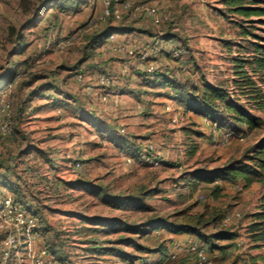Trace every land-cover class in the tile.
<instances>
[{"label":"rangeland","instance_id":"rangeland-1","mask_svg":"<svg viewBox=\"0 0 264 264\" xmlns=\"http://www.w3.org/2000/svg\"><path fill=\"white\" fill-rule=\"evenodd\" d=\"M135 1L155 3L171 13V27L167 23L158 27L140 24L135 27L147 29L152 34L170 30L177 44L186 46L185 60L188 65L180 73V79L189 76L192 81L223 84L233 102L244 105L247 112L260 119L259 125L250 128L228 121V125L241 128L244 139L233 137L225 144H215L211 140L212 133H205L213 132L212 129L206 130L205 125L184 115V109L176 99L162 94L163 88L146 87L147 99L142 104L144 115L138 114V120L134 115L119 120L124 130L128 128L146 136L141 138L151 142L154 154L162 159L158 165L142 166L134 164L135 160L126 163L127 156L122 159L120 154L109 149L97 136L93 126L87 122L81 123V119H74L70 121L73 122L71 125L66 126L64 130L71 134L70 137L73 136L68 138L57 131V126L62 123L39 120L24 112L18 115L15 107L20 93L15 85L5 87L6 72L16 67L12 63L23 61L32 54L37 58L31 72L55 70L62 65L71 66L81 56L87 38L105 30L108 25L101 23L87 26L100 8L97 0H82L83 3L76 5L65 3L66 9L63 11L56 7L61 4L60 0H0V99H8L13 112V133L9 138L0 140V193L15 195L36 215L43 244L63 264H129L117 254H108L105 249L115 238L137 239V235L124 229H113L107 234L95 233L91 230L94 226L93 216L140 223L156 215L168 216L189 205H193L189 211L191 214L204 210L208 214H222L227 222L220 226L234 233L233 239L222 242L227 244L226 248L215 253L209 252L210 264H264L260 258L264 254V247H252L247 232L251 214L259 207L264 184L256 182L243 189L241 183L234 188L229 181L223 183L224 180H217L214 184L220 190L215 197L212 183L200 181L191 184L189 181L191 171L197 167L213 169L228 160L245 158L246 149L264 133V70L253 72L251 66L246 64L244 67L256 82V92H251L249 87H241L233 70L237 64L235 58L248 54L238 46H247V40L239 36L232 21L239 19L223 15L225 6L219 0ZM46 12L52 15L51 21H44ZM53 15H57L58 24L53 25ZM81 26L85 28L78 42L70 46H57V42ZM255 26L259 28L254 29L255 32L263 34L260 28H264V25L256 23ZM123 54L125 57L120 61H126L127 57L137 59L136 56ZM158 58H161L166 68L172 69L178 64V60L170 54L166 55L164 50L159 52ZM114 60L118 61V58ZM83 72L84 81L94 87L97 75L91 70ZM258 94L261 97H257ZM38 100H34L35 105L46 102ZM113 100L117 102L118 98L113 96ZM152 100L157 103H152ZM164 103H169V113L163 111ZM43 104L42 107L48 105ZM57 110L54 116L62 112L61 108ZM172 116L175 121H171ZM139 127H147L148 130H139ZM44 128H51V131L45 132ZM35 129L37 131L33 132ZM217 129L214 132L231 130L228 126L221 131ZM56 131L61 135L56 137ZM198 131L203 133L205 138L202 140L205 141L200 142L197 138L194 132ZM49 134L54 137H49ZM72 141L77 143L79 153L68 154L67 148L71 147ZM195 145V151L191 152ZM76 163L81 164V169L74 168ZM103 188L109 193L134 199L123 202L115 200L117 203L112 204L104 198ZM143 205L150 209H142ZM114 222H117L114 228L125 227L118 221ZM206 230H213V226ZM149 238L146 240L148 246L165 242L164 233L161 232L157 242ZM151 242L154 244L151 245ZM129 244L131 241L127 239L116 246L133 254L134 264H192L188 256L190 251L185 247L176 248L172 260L159 261L151 259L153 254L138 252ZM217 252H220L219 256H215Z\"/></svg>","mask_w":264,"mask_h":264},{"label":"trees","instance_id":"trees-1","mask_svg":"<svg viewBox=\"0 0 264 264\" xmlns=\"http://www.w3.org/2000/svg\"><path fill=\"white\" fill-rule=\"evenodd\" d=\"M60 1L61 4L56 6L60 11L66 9L64 6L65 3H72V5L83 3L82 0ZM219 1L225 6L224 11L222 12L223 15L238 17L239 20H232L233 24L237 27L239 36L243 40H247V46L238 44V46L243 48V51L248 54L245 57L235 58L237 64L233 67V70L238 76L237 82L241 87H249L251 88V92H256V82L250 77L248 71L244 67L246 64L251 66L253 72L264 70V28H260L262 29L261 31L263 34L257 33L254 30L259 29L255 26L256 23L264 25V0ZM51 17L52 15L49 12H46L44 14V21H51ZM52 21L53 25L58 24L57 15H53ZM170 22L171 20L164 23H167L168 26L171 27L172 24ZM104 24L108 25L105 30L100 31L98 34H91L87 38L81 56L71 66H68L70 70L77 69L79 65L87 59L92 53L95 43L107 31L127 32L138 30L139 32L153 35L157 39L173 35L170 30L165 33L152 34L147 29H138L135 26H131V23L127 22L125 18L118 22H112L108 19ZM151 25L158 27L153 24ZM180 45L184 46L183 44ZM184 47L186 49V46ZM35 57L37 58V56L31 54L23 61L12 63V65H15L16 67L14 70L6 72L7 82L5 87L15 85L17 91L20 92L25 87L33 85L35 81L42 79L43 76L41 71L31 72ZM145 75L147 76L146 81L149 88H163L164 90L162 94L176 99L183 107L184 111H192L204 116L212 123V125L215 124L218 129H223V127L228 126L234 132L241 131V128H235L230 124L228 125V121L232 123L234 122L236 125L245 124L250 128H255L259 125L260 119L247 112L244 105L238 102H233L228 90L221 83H209L204 80H202V82L192 81L189 76L182 80L180 79L181 75L174 76L162 72H145ZM24 76H27L26 79L22 78ZM49 85H52L51 81L41 80L36 86H34V88H32L31 92L41 90V88H46ZM5 87L3 89H5ZM257 97H261L260 94H258ZM24 103L25 101L22 99L17 101L15 109L18 115L23 113ZM194 133H197V138L203 136L202 132L198 131ZM118 142L123 148L127 147L131 150V154L129 155H133L136 162L146 164L137 157V154L143 148V144L138 145L135 142L128 140L127 136H122ZM196 147L197 145L193 147L191 152H194ZM245 153V158L228 160L217 168L207 169L206 167H197L191 171V178L189 181L191 184L199 183L200 181L204 183H212V193L215 197H217L220 190V188L214 184L217 180L229 181L233 184L241 183L243 189L250 187L256 182L264 184V133L258 140L254 141L248 149H246ZM93 193L97 194V192ZM102 193L104 198L108 199L112 204L117 203L115 200L123 202L124 200L132 201V199H134L130 196H119L109 193L106 188H103ZM259 201L260 204L257 211L251 214V221L247 224V232L253 243L252 247H264V191L262 192ZM192 207L193 205H189L168 216L156 215L140 223H126L114 217L102 218L100 216H93L94 226L91 230L95 233L103 232L107 234L113 229V231L124 229L128 233L137 235L136 237L138 238L155 230H165L169 233L189 232L194 234L195 237L205 245L208 253H215L216 251L226 248L227 244H222V242L233 239L234 233L220 226L223 223V215L213 212L208 214V211L206 210L191 214L189 211ZM142 209L149 210L150 207L143 205ZM114 221H118L119 224H123L125 227L122 228V226H120L114 228L113 225L117 223ZM211 225L213 226V230L207 231L206 229ZM127 239L131 241V244L129 245H132L138 252H145L146 254L160 253L162 257L166 256V250L162 243L150 247L140 243L134 237L115 238L110 241V244H108V247L105 250L108 254H117L127 263L134 264V255L130 252H125L120 246H116L118 242ZM260 258L264 260V254H262ZM162 260H164V258H162L161 261Z\"/></svg>","mask_w":264,"mask_h":264},{"label":"crops","instance_id":"crops-1","mask_svg":"<svg viewBox=\"0 0 264 264\" xmlns=\"http://www.w3.org/2000/svg\"><path fill=\"white\" fill-rule=\"evenodd\" d=\"M97 2L100 6V0H97ZM125 20L127 22H130L131 26L140 24L152 27L150 18L145 15L140 16L134 20L129 18H125ZM110 32H114L117 34V40L122 39L124 35L129 38L154 37L153 35L139 32L138 30L127 32L107 31L100 39H98L93 47L92 53L87 57L85 61H83L79 65L77 69L70 70L68 66L62 65L60 67H57L55 70L43 71L42 79L35 81L33 85L25 87L24 91L21 90L19 92L20 95L18 94V101L21 99L25 101L23 112L27 115L31 114L30 116H32L33 118H38L39 120L43 121L54 120L58 123H62L57 126L59 128L57 131H61L64 134V137H73H70L71 134H68V132L64 130L67 129V125H71L73 123L70 121H73L74 119H81V123L87 122V124L93 126L97 136L102 141H104L103 143L108 146L109 149L116 151V154H120L123 159L124 156H128L129 154H131V150H129L127 147L123 148L122 145L118 142L122 136H127L128 140L135 142L138 145L143 144L144 146L146 142H148L146 141V139L144 140L141 138L146 136H141L140 132H133L128 128L124 130L123 124L119 122V120H123V117L126 116L130 118L131 115H134V118L138 120V114H141L142 116L144 115L142 104L144 103V99H147L145 95V89L146 87H148L146 81L147 76L145 75V72L143 70L142 62L131 57H127L126 61H120L122 57H125L124 54L120 52H113L111 49H109V47H107V44H105L104 41L106 36ZM158 41L161 46L160 51L164 50L166 55L169 54V49L177 44L174 35L168 36L166 38H158ZM114 58H118V61H115ZM158 61L160 64H163L161 62V58H158ZM84 70H91L94 75H98V73L102 72L113 75V83H111L109 86L102 87L99 86L97 82H95L93 90L90 93H86L75 80V74L79 71ZM60 71L64 74L60 75ZM114 75L116 77H114ZM41 80L51 81L52 85H49L48 87L43 89L41 88V90L31 92L32 88H34V86H36ZM200 82H202V80ZM104 94L107 95L106 100L103 99ZM113 96H116L118 98L117 102L113 100ZM148 99L153 98L149 97ZM34 100H43L46 102H39L40 104L35 105ZM152 101V103H157L156 100ZM43 103H48V105L46 107H42L44 105ZM168 104L169 103H164L163 105V111H165L166 113H169L165 110V106ZM59 108L62 109V112L60 113V115L54 116L55 114L53 113H57V111H59L57 109ZM156 109L157 107H155V111ZM183 113L184 115L191 116L196 121H199L201 125H205V127L207 128L206 130H210L213 128L212 123L208 121L204 116L196 114L192 111H183ZM63 121H65L66 123H64ZM121 129H123V131H121ZM138 129H143L142 131L148 130L147 127H139ZM32 131L36 132L37 130L35 129ZM44 131L50 132L51 128H44ZM218 131L221 130L218 129ZM205 133L208 135L211 134V132ZM55 135L57 137L61 134L60 132H57V134ZM48 136L54 137V135L51 136L50 134ZM207 137L208 136H206V138ZM204 138L205 137L203 135L198 139H200V142H203L205 141L202 140ZM72 143L73 144L71 145V147L67 148L69 149L68 154L79 153L80 150L79 147L76 146L77 143H74L73 141ZM133 163L146 166V164H142L136 161H133ZM223 183L228 182L223 181ZM231 186L236 188L239 186V184H232ZM160 232L164 233L163 240H165V242H162V244L165 247L166 256L162 257L160 253H156L153 254L151 258L153 260L160 259L159 261H161L162 258H164L165 261L169 259L172 260V258H175V250L178 243H187L188 241L197 239L194 234L189 232L169 233L165 230H155L151 233L145 234L137 240L140 243L148 246V244H146V240H148V238L150 237V240H154L155 242H157V239L160 236ZM153 244L154 243L151 242V245ZM188 256L191 259L192 263L194 259L193 253H188ZM183 261H185V259Z\"/></svg>","mask_w":264,"mask_h":264},{"label":"built area","instance_id":"built-area-1","mask_svg":"<svg viewBox=\"0 0 264 264\" xmlns=\"http://www.w3.org/2000/svg\"><path fill=\"white\" fill-rule=\"evenodd\" d=\"M148 16L151 24L159 26L171 18V13L166 9L159 8L155 3L135 0H100L99 10L90 18L87 26H95L110 19L118 22L123 18L134 19L140 16ZM85 28V27H84ZM84 28L81 26L71 35L62 38L57 42V46H70L78 42ZM107 47L113 52H120L136 56L143 63V70L146 73L162 72L168 75L179 76L182 71L187 69L185 60L186 49L182 45H175L169 49L170 56L178 60L175 68H166L158 61L161 49L157 38H135L124 35L117 40V34L110 32L104 41ZM97 84L99 86H109L113 83L112 77L107 73H98ZM75 80L86 93L93 90V85L84 81V72L79 71L75 74ZM107 95H103L106 100ZM165 110L170 111V106L166 105ZM171 121H175L172 116ZM217 126L214 124L211 132V140L215 144H225L228 139L236 137L244 139L242 132L228 130L226 132H214ZM218 130V129H217ZM12 106L8 99H0V140L9 138L12 134ZM123 131V129H121ZM138 159L149 165H158L162 159L154 154L151 142H146L141 151L137 154ZM135 160L133 155H128L126 163ZM76 169H81V164H75ZM201 199H204L201 196ZM227 222V218H223ZM40 223L25 204L15 195L0 193V264H63L55 255L50 253L43 244L39 236ZM187 248L193 253L192 264H210L211 256L206 250L205 245L198 239L181 242L176 245L177 249ZM220 252L215 256H219Z\"/></svg>","mask_w":264,"mask_h":264}]
</instances>
